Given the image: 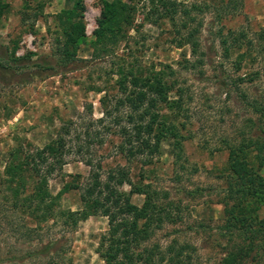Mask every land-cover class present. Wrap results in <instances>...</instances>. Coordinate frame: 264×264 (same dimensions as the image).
I'll return each mask as SVG.
<instances>
[{
	"label": "rangeland",
	"instance_id": "obj_1",
	"mask_svg": "<svg viewBox=\"0 0 264 264\" xmlns=\"http://www.w3.org/2000/svg\"><path fill=\"white\" fill-rule=\"evenodd\" d=\"M107 1L128 9L126 16L139 29V33L130 31L134 37L129 42L130 50L146 66L176 70L175 91L182 89L185 95L187 116L180 119L186 122L182 151L176 150L175 141L169 138L153 165H130L135 183L145 171L149 178L145 182L164 190L173 203L174 223L165 225L155 242L163 246L174 241L188 244L196 249L195 262L224 264L223 252L215 242V228L225 222L229 210L226 204H233L227 192L232 181L228 144L242 141L252 131L249 120L257 116L248 103L259 101L264 105V0H181L203 5L192 25H202L198 35L201 49L195 58L190 46H176L178 29L172 23L166 22L162 30L143 23V3L138 9L131 0ZM74 4V0H0V5L9 6L0 24V54L17 46V56L31 54L37 60L50 55L56 50L60 33L56 17L73 9ZM85 5L86 38L78 55L86 63H80L78 70L28 79L26 83L21 77L4 79L0 71V264H105L97 249L108 230L107 218L90 217L68 228L61 219L39 224L24 213L23 207L12 209L11 191L4 184L12 150L43 148L66 126L82 132L94 123L93 131H103L104 125L96 121L103 117L100 100L104 93L96 88L111 91L107 88L115 85L116 78L110 77V59L92 58L101 0H85ZM126 49L122 42L118 53L122 55ZM198 59L202 64L194 68L185 65V60ZM105 135L106 144L95 145L94 152L105 156L106 169L126 166V160L115 152L120 139L108 137L107 132ZM76 158L80 156H70L62 175L49 179L54 195L70 180L68 175L89 176L90 168ZM122 190L129 192L131 188L125 184ZM79 195H63L59 208L79 210ZM144 199L137 195L132 201L142 206ZM49 243L56 244L50 255H35Z\"/></svg>",
	"mask_w": 264,
	"mask_h": 264
},
{
	"label": "trees",
	"instance_id": "obj_2",
	"mask_svg": "<svg viewBox=\"0 0 264 264\" xmlns=\"http://www.w3.org/2000/svg\"><path fill=\"white\" fill-rule=\"evenodd\" d=\"M74 1L73 9L56 17L60 33L56 50L50 55L37 60L31 54L17 56V46L0 54L4 79L21 77L26 83L28 79L67 75L78 70L80 63H86L78 55L79 46L86 38V5L85 0ZM131 1L138 9L143 3V23L161 30L166 22L172 23L178 29L176 46L188 45L194 58L198 56L202 25H192L197 21L196 14L202 13L203 5L181 0ZM101 3V17L91 44L92 58L110 59V77L116 78L115 85L107 88L111 91L96 88L97 92L104 93L100 100L103 117L96 121L104 125L103 131H93L94 123L82 132L79 129L73 132L66 126L43 148L12 150L5 166L7 179L4 182L11 191L12 209L23 207L24 213H29L39 224L61 219L67 228L90 217L107 218L108 230L101 236L97 249L105 264H199L197 259L195 262L196 249L192 246L176 241L167 246L155 242L157 233L165 225L174 223L173 203L164 190L159 191L151 182H145L149 181L145 171L135 183L130 167L134 163L142 167L153 165L161 154L163 142L169 138L175 141L176 150L182 151L186 122L180 119L187 116V111L184 91H175L178 73L170 66L158 69L154 64L144 65L129 48L130 40L134 39L130 31L139 33V29L134 28V20L126 16L128 9L107 0ZM8 8V5H0V24ZM122 42L127 49L120 55ZM199 63L202 64L200 59L185 60V65L191 68ZM173 94L176 96L172 97ZM248 106L257 118L249 120L252 131L248 136L236 144H228L232 181L227 192L233 204H226L229 210L225 222L215 228V242L223 252L224 264H264V105L254 101ZM105 132L108 137L120 139L115 152L126 160V166L106 169L105 156L94 152L95 145L106 144ZM76 155L80 156L76 158L78 162L90 168L89 176L68 175L70 180L54 195L49 179L62 175L69 157ZM125 184L130 186L129 192L122 190ZM71 192L80 194V209L59 208L62 196ZM137 195L145 198L142 206L132 201ZM55 246L49 243L35 255L48 256Z\"/></svg>",
	"mask_w": 264,
	"mask_h": 264
}]
</instances>
